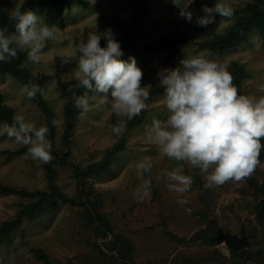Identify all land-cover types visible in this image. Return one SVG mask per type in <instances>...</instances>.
I'll return each mask as SVG.
<instances>
[{
	"label": "rangeland",
	"instance_id": "obj_1",
	"mask_svg": "<svg viewBox=\"0 0 264 264\" xmlns=\"http://www.w3.org/2000/svg\"><path fill=\"white\" fill-rule=\"evenodd\" d=\"M49 13L33 12L31 26L14 37L28 57L22 66L35 77H44L42 93L54 112L55 135L45 111L24 83L0 68L3 103L32 132L35 152L17 153L22 142L12 129L0 124V182L26 190H46L45 162L53 151H66L63 117L67 97L59 83L79 85L92 68L78 45L96 50L102 40L115 43L119 33L103 17L128 20L132 0H88ZM24 0H10L5 12L19 14ZM247 0H153L145 19V40L181 32L189 42L181 55L165 62V52L145 58L129 55L112 60L104 69L102 84L80 101L81 113L71 138L68 159L85 166L100 160L118 142V128L128 113L139 111V92L164 87L147 104L146 121L134 127L111 170L95 177L92 188L100 195L101 211L117 231L134 242V264H216L215 248L229 255L225 242L212 246L201 233L212 232V223L232 234L246 232L253 250L264 249V218L257 213L259 200L235 164L239 157L229 147L211 142L209 130L192 110L193 87L206 92L207 107L217 121L244 124V109L230 88V67L245 68L242 89L251 117L250 138L264 117V39L253 35L238 47L219 54L205 43L223 34L231 19L220 18L222 9L242 7ZM2 55L0 54V60ZM243 141L246 138H242ZM57 184L71 196L78 193L72 165H57ZM264 182V157L251 171ZM31 199L0 194V225L11 220ZM80 207L62 204L59 209L25 219L8 242L0 245V264H85L96 240L84 232ZM107 238H98L106 249ZM45 253L40 259L36 251ZM109 253H111L109 251ZM214 256V257H213ZM248 264H264V254Z\"/></svg>",
	"mask_w": 264,
	"mask_h": 264
},
{
	"label": "trees",
	"instance_id": "obj_2",
	"mask_svg": "<svg viewBox=\"0 0 264 264\" xmlns=\"http://www.w3.org/2000/svg\"><path fill=\"white\" fill-rule=\"evenodd\" d=\"M10 0H0V68L14 77L20 79L26 85L28 92L32 94L45 111L51 127V137L55 135L54 112L45 101L42 93L44 77H35L28 69L22 66V62L28 57V53L23 51L20 45L14 43V37L31 26L33 12L35 9L44 7L49 13L58 11L66 6L79 4L88 6V0H24L20 7L19 14L11 17L5 12ZM153 0H132L133 12L128 20L118 17H103V23L109 28L119 33L115 43L102 40L96 50L89 45H78L79 53L92 62V68L79 85L59 83L61 90L67 97L63 111L65 131L63 142L66 151H53V159L45 162L46 176L48 178V188L46 190H26L0 182V194H17L31 201L23 206L17 216L5 221L0 225V245L12 239L13 233L20 228L27 218L35 219L40 215L52 210H57L62 204L73 207H80V222L84 232L92 231L98 238H107L106 249L104 250L96 240L91 243L93 251L87 253L85 264H134V242L133 240L117 231L107 213L101 211L103 201L95 189L92 182L95 177L111 170L112 164L118 154L124 150L126 138L129 132L136 126L146 121L148 102L161 94L164 87H153L150 92L140 91L138 104L139 111H130L125 119V124L118 128V142L108 149L103 157L88 165H74L68 159L71 138L75 132L76 121L81 113L80 101L82 98L92 94L104 80V69L112 60H125L129 55L138 58H145L149 54L165 52L164 61L168 62L181 55V47L187 44L190 38L181 32L164 34L154 41L145 40L144 35L145 19L150 11V3ZM220 18L231 19V26L223 34L218 35L213 40L205 43V46L212 51L224 54L230 49L247 43L253 35H258L264 39V0H247L242 7L222 9L216 13ZM231 81L228 85L235 101L244 109V124L235 126L231 123L215 120L208 107L206 92L200 88L193 87L191 93L194 99L192 110L198 114L201 123L206 129L208 139L217 144L226 145L239 157V162L235 165L240 167L241 173L247 178L250 188L259 200L257 213L260 218H264V182L254 178L251 171L256 163L264 157V117L257 113L260 119L257 132L251 136L253 147L247 146L250 138L251 117L248 112L247 103L243 94L242 83L246 76L245 68L236 62L230 67ZM0 124L9 126L23 144L17 153L35 152L34 137L32 132L19 120L12 108L3 103L0 93ZM246 138L242 142V138ZM57 165H72L74 177L78 183V193L71 196L57 184ZM212 232L201 233V237L206 239L210 245L219 244L215 239L217 223L211 225ZM246 233V232H245ZM247 235V234H246ZM248 237V235H247ZM229 255H224L215 248L217 255L216 264H248L256 256L263 255L264 249L253 250L248 245L242 249H235L228 246ZM109 251L111 253H109ZM36 255L40 259H46L43 251L37 250ZM214 257V256H213Z\"/></svg>",
	"mask_w": 264,
	"mask_h": 264
},
{
	"label": "water",
	"instance_id": "obj_3",
	"mask_svg": "<svg viewBox=\"0 0 264 264\" xmlns=\"http://www.w3.org/2000/svg\"><path fill=\"white\" fill-rule=\"evenodd\" d=\"M241 143L243 144V140ZM215 239L219 243L225 242L228 246L235 249H242L248 245V237L245 232L239 236L219 228L218 235L215 237Z\"/></svg>",
	"mask_w": 264,
	"mask_h": 264
}]
</instances>
